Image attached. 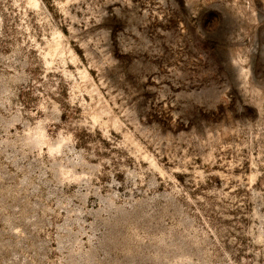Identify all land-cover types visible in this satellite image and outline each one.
I'll return each instance as SVG.
<instances>
[{
    "label": "rangeland",
    "instance_id": "374dc122",
    "mask_svg": "<svg viewBox=\"0 0 264 264\" xmlns=\"http://www.w3.org/2000/svg\"><path fill=\"white\" fill-rule=\"evenodd\" d=\"M0 264H264V0H0Z\"/></svg>",
    "mask_w": 264,
    "mask_h": 264
}]
</instances>
